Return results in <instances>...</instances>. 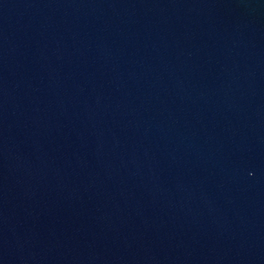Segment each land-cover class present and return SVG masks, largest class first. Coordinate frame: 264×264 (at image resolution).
I'll list each match as a JSON object with an SVG mask.
<instances>
[{
	"label": "water",
	"instance_id": "1",
	"mask_svg": "<svg viewBox=\"0 0 264 264\" xmlns=\"http://www.w3.org/2000/svg\"><path fill=\"white\" fill-rule=\"evenodd\" d=\"M0 264H264V0H0Z\"/></svg>",
	"mask_w": 264,
	"mask_h": 264
}]
</instances>
